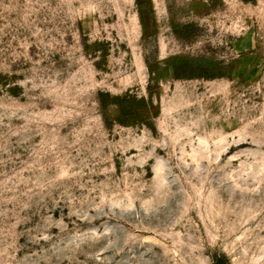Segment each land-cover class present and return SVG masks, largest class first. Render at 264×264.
<instances>
[{
    "label": "rangeland",
    "instance_id": "1",
    "mask_svg": "<svg viewBox=\"0 0 264 264\" xmlns=\"http://www.w3.org/2000/svg\"><path fill=\"white\" fill-rule=\"evenodd\" d=\"M0 264H264V0H0Z\"/></svg>",
    "mask_w": 264,
    "mask_h": 264
},
{
    "label": "trees",
    "instance_id": "2",
    "mask_svg": "<svg viewBox=\"0 0 264 264\" xmlns=\"http://www.w3.org/2000/svg\"><path fill=\"white\" fill-rule=\"evenodd\" d=\"M125 100H126V99H125ZM125 100H119V102L121 103L122 108H124V103H126ZM119 119H120V118H119Z\"/></svg>",
    "mask_w": 264,
    "mask_h": 264
}]
</instances>
